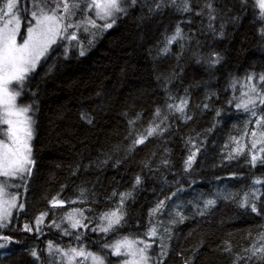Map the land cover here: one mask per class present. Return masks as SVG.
Segmentation results:
<instances>
[{
    "label": "trees",
    "instance_id": "16d2710c",
    "mask_svg": "<svg viewBox=\"0 0 264 264\" xmlns=\"http://www.w3.org/2000/svg\"><path fill=\"white\" fill-rule=\"evenodd\" d=\"M222 3L229 0H217V7ZM18 6H30V0ZM230 7L227 16L236 19L223 21V36L202 32L201 17H191L192 23L181 24L186 38L172 44L166 56L160 53L165 37L174 34L175 25L190 14L181 16L165 8L142 20L147 9L137 6L96 37L91 46L78 33L88 49L83 56L67 44L52 48L25 89L23 103L35 101L36 108L32 141L35 166L27 190H19L23 211L15 212L9 227L0 229V236L13 238L0 248V264H62L55 263L46 251L47 242L64 248L78 244L50 221L60 223L64 212L73 207L91 209V213L85 212L90 218L98 216L116 206L120 193L129 192L121 236L146 231L152 209L165 200L164 215L152 217L162 221L158 227L162 239L148 238L155 239L150 253L154 264H264L259 253L252 254L253 246H264L260 239L264 209L257 214L237 203L253 189L254 180L264 182V166L259 163L264 158V152L259 154L264 148L259 135L264 124H256L264 115V105L257 100L254 117L235 108V101L228 103L241 94L240 84L230 87L234 78L244 82L249 73H264V21L252 0L244 7L240 0H230ZM194 10L199 8L194 6ZM213 51L222 57L219 64L210 67L204 60L197 62ZM257 86L264 89V84ZM170 95L177 100L188 98L184 114L165 107L173 102ZM157 108L168 115V130L148 137L143 144H134V137L156 119ZM82 113L91 115V124L81 118ZM133 120L134 125L129 123ZM253 131L256 137L251 135ZM235 148L241 154L226 159ZM193 153L194 162L187 169L185 161ZM252 155L258 157L255 166L248 162ZM138 176L141 183L136 185ZM82 189L85 202L68 204L81 199ZM255 189L264 191V183L256 184ZM113 192L117 196L109 199ZM173 192L176 195L166 199ZM229 195L228 199L220 198ZM53 197L64 200L65 206L52 208L49 201ZM208 199H216L215 206L205 208ZM261 203L264 196L257 206ZM177 206L187 218L171 224ZM44 212L48 215L41 225L42 235L21 230ZM103 238L100 232H84L85 250L103 255ZM115 238V233L107 237L110 241ZM4 243L0 239V244ZM228 245L231 251L226 252ZM34 248L39 259L31 255ZM120 259L108 255L106 264H118Z\"/></svg>",
    "mask_w": 264,
    "mask_h": 264
},
{
    "label": "snow or ice",
    "instance_id": "6c2138e0",
    "mask_svg": "<svg viewBox=\"0 0 264 264\" xmlns=\"http://www.w3.org/2000/svg\"><path fill=\"white\" fill-rule=\"evenodd\" d=\"M24 2L25 0H3V6H0V229L7 228L13 222V210L20 212L24 209L20 194L18 192L9 194L8 189L24 188L26 191L27 181L35 166L32 149L36 123L34 119L35 101L24 104L18 103V99L24 91L25 82L30 74L35 71L41 59L48 56L53 45L65 47L67 44L78 49L79 55L83 56L86 49L78 33L83 35L88 45L91 46L99 33L111 29L119 18L127 15L130 9L137 6L147 9V15L142 16V20L151 19L153 15L163 12L165 8H170L181 16L190 14L187 20L175 25L174 34L165 37L164 46L160 49V53L165 56L169 54L172 44L186 38L181 24L192 23L191 17H201L202 32H211L213 35L219 34L220 36L224 35L225 24L223 21L227 19L229 22H233L236 19V17L227 16V13L231 11L230 0L229 3H222L220 7H217V0H203V2L202 0H30V6H18L19 3ZM247 3L248 0H240L242 7ZM252 5L258 7L259 18L264 21V0H252ZM194 6L198 7L199 11L194 10ZM98 21L102 23H98ZM22 26L25 29L23 34L21 33ZM261 34L264 35V29ZM18 37L20 42H18ZM72 41L76 43L72 45ZM181 49H183V45H181ZM221 59L220 53L213 51L206 57H199L197 62L204 60L211 67L219 64ZM243 81L234 78L230 82L231 88H236L237 84L241 85V94L234 96L233 100L228 103L232 104L235 101V108L242 109L255 117L258 107L257 100L260 105H264V89L257 86V83L264 84V73H249L243 78ZM253 81H257V83H253ZM169 100L173 102L166 104L165 107L168 111L184 114L188 106L187 97L177 100L170 95ZM204 107H208V105L205 104ZM217 114L219 115V113ZM154 117L156 119L145 132L134 137V144H143L148 137L162 135L168 130L167 114L162 115V110L157 108ZM81 118L89 124L92 123V117L87 113H82ZM135 122L134 120L129 121L133 125ZM256 124L258 127L264 124V115L256 120ZM161 125L164 127L162 128ZM129 135H132V132ZM251 135L256 137L257 132L253 131ZM259 135L264 140V131H260ZM255 145L256 141L253 140L252 147L255 148ZM260 151L264 152V148ZM240 154V149L235 148L227 155L226 159L232 160ZM194 159L195 153L189 155L185 161L187 169L192 167ZM257 160L258 157L252 155L248 162L255 166ZM259 163L264 166V158H261ZM140 183L141 179L138 176L135 184L139 185ZM260 183L264 182L254 180L253 189L245 192L242 198L237 201L241 208L250 209L251 212L257 214L261 213L264 203H261L260 207L257 205L261 201V197L264 196V191L255 189V185ZM181 190L177 189V191ZM84 191L82 189L80 192L81 199L69 200L67 203L83 204L85 202L82 199ZM6 195H9L10 198L3 199ZM175 195L176 193L173 192L166 199L171 200ZM116 196L117 193L113 192L109 199ZM130 196V192L120 193L119 201L113 209L91 218L85 215L86 211L91 213V209L75 207L67 209L61 216L60 223L52 220L50 225L60 230L62 235L73 237L78 247L69 245L64 248L49 240L46 244V251L50 255L58 254L62 264H77V258H80L79 264H86L89 260L91 264H106L108 255L121 258L118 264H154L152 257L148 255V250L152 248L155 239L149 240L148 238L162 239L158 233V227L162 226V221L154 220L152 217L157 214L164 215L165 200H159L152 209L146 231L142 234L121 236L119 229L123 227L122 222H125L126 215L124 205ZM220 198L228 199L230 195ZM231 198L235 199V197ZM49 203L52 208L65 206V201L58 197H53ZM215 204L216 199L204 201L205 208L215 206ZM172 211L171 208L168 209L169 213ZM47 215V212L41 213L34 219L33 224L25 223L21 230L30 233L34 231L42 235L41 225L44 224ZM200 215H204V212L201 211ZM186 218L177 206L174 218L169 222L171 224L182 223ZM62 225H66V227ZM87 231L104 234L103 243L100 245L103 255L85 250L83 236ZM164 231L167 233L169 230L165 228ZM110 233H115L117 238L108 240L107 237ZM0 239L5 242L0 244V248H2L13 238L3 235L0 236ZM260 239L264 240V234L260 236ZM225 243L227 244V242ZM161 247H163L162 244ZM224 251H231V246L228 245ZM257 253L260 254V261H264V246L259 248L253 246L252 254L255 256ZM31 255L39 259V253L35 248L31 251Z\"/></svg>",
    "mask_w": 264,
    "mask_h": 264
},
{
    "label": "rangeland",
    "instance_id": "374dc122",
    "mask_svg": "<svg viewBox=\"0 0 264 264\" xmlns=\"http://www.w3.org/2000/svg\"><path fill=\"white\" fill-rule=\"evenodd\" d=\"M98 23H102L101 21H98ZM22 29H23V26H22V28H21V33H22ZM107 31H104V32H102V33H99L98 35H97V37L99 36V35H102V34H104V33H106ZM86 35V34H85ZM96 39V38H95ZM18 42H20V40H19V37H18ZM94 42V41H93ZM93 44V43H92ZM55 45H53L52 46V48L54 47ZM51 50L52 49H50V51H49V53L51 52ZM87 51H88V49L85 51V53H87ZM49 55V54H48ZM43 59H45V58H42L41 59V61L43 60ZM40 61V62H41ZM40 64V63H39ZM39 64L37 65V67L39 66ZM37 67H36V69H37ZM35 69V70H36ZM34 73V72H33ZM32 73V74H33ZM32 74H30V76L32 75ZM29 76V77H30ZM28 80H29V78H28ZM27 80V81H28ZM27 81L25 82V87H24V91H23V93H22V95H21V97L18 99V103H23V98L26 96L25 95V89H26V85H27ZM34 139V138H33ZM33 141V140H32ZM261 149H262V147H261ZM260 149V150H261ZM261 153V151L259 152V154ZM19 190L20 189H15V188H10V189H8V193L9 194H11V193H16V192H18L19 193ZM10 198V196L9 195H6V196H4L3 197V199H9ZM15 210H13V217H14V215H15ZM10 225V224H9ZM9 227V226H8ZM86 251H88V250H86ZM151 253V249H149L148 250V255L150 256V257H152V255L150 254ZM51 258L53 259V261L55 262V263H62V261H61V258H60V256L58 255V254H53V255H51ZM79 259L80 258H77V264H79ZM106 263H107V261H106ZM86 264H91V261L89 260V261H87L86 262ZM117 264V263H116Z\"/></svg>",
    "mask_w": 264,
    "mask_h": 264
}]
</instances>
